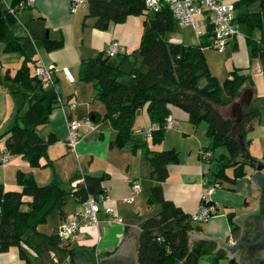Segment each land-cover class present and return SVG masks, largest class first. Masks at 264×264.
Masks as SVG:
<instances>
[{
	"label": "trees",
	"instance_id": "16d2710c",
	"mask_svg": "<svg viewBox=\"0 0 264 264\" xmlns=\"http://www.w3.org/2000/svg\"><path fill=\"white\" fill-rule=\"evenodd\" d=\"M22 1L25 0H13L7 7L4 3L0 5V44L4 52L23 56L15 73L4 76L5 84L18 86L21 106L14 124L0 134V142L4 153L26 159L32 168H43L49 162L41 165L40 161L47 157L49 146L56 140L51 134L43 139L38 128L47 125L52 111L60 107V95L55 91L51 95L45 93V85L34 76L38 61L25 52L24 40L30 36L27 32L26 36H20L15 31L18 14L25 10L17 8ZM233 6L236 24L245 30L250 58L264 66V0H236ZM85 7L86 19H93V27L99 31L107 30L111 24H123L131 16H145L138 46L128 54L116 55L122 56L118 64L109 62L106 50L79 64L80 81L92 84L93 99L106 108L102 118L92 115L90 119L94 123L107 121L114 129L116 137L111 146L127 147L132 154L140 153L148 167L146 178L154 183L147 204L159 205L160 210L139 224L138 264H200L205 258L210 264H217L225 254L214 252L212 243L189 244V234L203 223L194 222L191 214L183 212L163 195L161 185L168 177L167 166L180 162L179 152L174 149L157 151L151 147L162 142L167 131L166 118L172 115V108L186 113L188 123L193 127L205 121L210 146L202 149L200 158L210 159L216 148L224 147L227 154H220L218 158L222 168L212 172L213 186L220 187L221 182L234 186L238 179L248 175L249 168L232 164L239 148L229 139L233 124L231 110L239 102L241 88L252 84L251 76L245 73L246 69L233 68L222 84L219 83L204 55L205 49H212L213 33L208 23L198 43L186 45L166 39L177 25L168 7L150 12L144 0H87ZM10 9L14 12L11 13ZM254 32L258 35L254 36ZM41 44L47 51H55L62 48L63 41L43 38ZM236 47L234 44V50ZM124 67H127L126 71ZM125 75L128 76L126 82L122 79ZM223 94L227 101H223ZM139 110L145 112L151 126L159 127L152 133L150 142L135 138L134 124ZM260 120L259 111L251 107L243 109L239 129L247 147L251 143L247 135ZM226 169H231V175ZM106 178L75 174L69 180V188L65 189L56 181L39 186L32 175L19 171L16 183L20 191L7 190L0 184V254L16 248L23 264L45 260L48 251L72 256V251L67 250L56 232L46 236L37 228L55 211L64 222V206L69 196L81 205L90 198L99 201L100 196H105L103 181ZM201 203L214 207L213 216L216 215L218 208L212 200ZM232 215L228 214L229 221ZM236 233L237 228L231 225V234ZM70 261L75 264L72 257ZM230 264L236 263L230 260Z\"/></svg>",
	"mask_w": 264,
	"mask_h": 264
},
{
	"label": "crops",
	"instance_id": "0c3cea01",
	"mask_svg": "<svg viewBox=\"0 0 264 264\" xmlns=\"http://www.w3.org/2000/svg\"><path fill=\"white\" fill-rule=\"evenodd\" d=\"M12 1L0 0V5L1 3L10 5ZM217 1L224 4H233L236 0ZM18 19L19 22L15 26L16 33L20 36H26L27 32L30 36L25 42V44L29 43V46L24 44L25 52L28 55H33L38 61V65L42 64L52 71L53 84L45 85V93L51 95L55 91L60 95L65 106L74 105L73 110L67 109V115L71 118L80 121H84L92 115H98L102 118L106 108L102 103L93 99L94 88L92 84L80 81L79 64L84 59L97 57L100 52H104L113 43L118 44L124 53L128 54L134 50L140 42L143 30L141 17L131 16L123 24H111L107 30L99 31L93 27V19H86L85 6L72 11L68 0H34L31 8L18 14ZM202 25H205L206 28V23ZM43 38L62 40L63 46L55 51H47L41 44ZM194 40L196 41V39ZM241 41L237 34L225 51V53H228L226 58L232 59L234 68L249 69L254 62L250 58L245 41ZM197 43L198 40L195 43L193 42V44ZM234 44L237 45L235 50L233 48ZM114 57L118 59L113 63V65H116L121 61L122 56ZM205 58L213 74L215 64L219 63L217 62L218 57L209 59L205 55ZM228 59L220 65V69L222 67L224 72L228 70ZM22 62L23 56L20 53H6L3 45L0 44V81L5 84L4 76L7 73L13 75ZM257 62L256 68L259 65L258 67L264 70V66L259 61ZM64 70L70 72L73 82H69L65 78ZM216 70H219L218 65ZM249 90L252 93L249 107L261 114L260 109H256L254 106L255 91L252 85H244L239 92V96L241 97L245 91ZM4 92L6 94V90ZM17 102L15 100L11 102L10 100V112ZM171 110L172 116L176 120V126L186 129L185 126L189 124L186 113L176 108ZM63 116L61 107L55 108L50 115L49 123L45 125L48 129V136L51 134L56 140L54 144L49 146L47 157L40 161L41 165L48 162L49 165L43 168H32L26 159L19 156H10L12 159L10 158L4 167H0V184L7 190L19 188L20 191V187L16 183V174L19 171L32 175L39 186L56 181L65 189L69 188V180L75 174L94 177L107 176L103 181V186L108 200L98 203L100 209L98 225L81 227L72 240L64 243L67 250L72 251V256L66 257L59 251H48L54 264H70L71 257L75 264H95V261L97 262L96 257L99 261V259L109 257L117 251L122 238L130 227H136L139 230V224L149 216L152 217L150 215L151 211L147 210L146 207L153 209V206L147 204V194L154 183L145 180L147 179L148 167L140 153L132 154L127 147L111 146V142L115 140L116 132L107 121L95 122L96 129L92 132H89L86 128H80L78 131L80 139L75 150H70L66 145L59 143L65 142L67 139V129ZM138 120L141 121V124L137 127L135 124L138 123ZM7 122L8 125L12 123L10 118ZM135 124L134 129L151 126L143 110L136 113ZM4 128L6 127L4 126ZM38 133L40 134V132ZM41 137L46 139L43 136ZM135 138L150 142L152 137L144 139L137 136ZM247 139L251 140L247 147L250 155L258 159H264V123L261 126H256L247 135ZM198 144H196L197 147L189 149L183 156L179 155L180 162L178 164L167 166L168 177L161 185L164 197L187 214H192L198 209L201 196L206 187L213 186L215 183L211 172L212 166L208 165L213 155L207 160L200 158V152L207 147L203 145L204 143L200 139ZM153 147L155 146L151 148L153 149ZM195 149L197 150L194 152ZM3 153L4 151L0 148V154ZM226 173L231 175V169H226ZM252 174L253 172L248 169V175L238 179L234 186L229 185L227 182H221L220 187H215L211 200L218 208L217 213L193 232L209 237H217L226 246L235 244V241L241 236L242 229L233 223V218L250 214L258 209L260 191L250 181ZM135 183L139 186V192L134 203L128 204L126 200L132 196V185ZM139 201L140 203L137 204ZM81 208L82 205L76 203L75 206H70L69 210L64 209L66 219L71 218ZM107 208L112 209L114 216L121 218L122 222L109 223L107 221L108 216L105 213ZM231 213L233 215L229 221L227 216ZM57 215L58 221L54 233L62 223L58 212ZM231 225L237 228L235 235L231 234ZM197 242L212 243L215 248L214 252L221 251L225 254V257L220 259L217 264H230V260H234L238 264L235 256L228 258L225 249L222 247L217 249L216 241L194 240L189 244L192 245ZM3 257L5 260H1L0 264H7L6 256ZM37 264H46V261L40 260ZM200 264H210V261L205 258L202 259Z\"/></svg>",
	"mask_w": 264,
	"mask_h": 264
},
{
	"label": "built area",
	"instance_id": "2783aa9c",
	"mask_svg": "<svg viewBox=\"0 0 264 264\" xmlns=\"http://www.w3.org/2000/svg\"><path fill=\"white\" fill-rule=\"evenodd\" d=\"M3 1V0H1ZM71 6V10L75 11L78 7H83L87 0H68ZM146 8L150 12H158L163 7H168L172 13L177 25L181 27L191 26L197 38L201 37L203 31L201 30V24L195 22L194 18L197 16L205 17V23H208L212 28L213 38L211 42V48L219 53H224L232 39L238 34V25L235 20V10L233 4H224L217 0H144ZM34 0H25L18 3V9H26L32 7ZM6 7L9 5L4 4ZM13 13L14 9H10ZM124 53L123 49L118 44H111L106 49V54L109 57ZM63 74L69 82H73V77L68 70H64ZM34 76L38 77L42 84H53L52 71L40 64L34 69ZM58 102L63 110L64 123L67 129V139L65 142H59L66 145L70 150H75L76 145L79 142L80 137L78 131L80 128H86L89 132L96 129V124L90 119L84 121L76 120L67 115V109L73 110L74 105L65 106L61 97H58ZM176 126V120L172 115L166 118L165 129L172 130ZM159 129L158 126H149L146 128L134 130V135L142 137L144 139L152 136V133ZM10 159V155L7 153L0 154V167H4ZM216 186H207L206 191L201 196V201L208 203L211 200ZM217 188V187H216ZM139 192L138 184L132 185V196L126 200V203H134ZM108 198L100 196L99 201L95 199H88L82 204L81 210L76 212L71 218L66 219L61 223L56 233L60 241L67 243L72 240L81 227L97 226L99 223V202L107 201ZM108 216V222L121 223V218L114 216L113 210L107 208L105 210ZM215 213V208L207 206L203 203L200 204L198 209L191 214L192 220L197 223L207 222ZM97 263L98 258L96 257ZM72 264V263H70Z\"/></svg>",
	"mask_w": 264,
	"mask_h": 264
},
{
	"label": "rangeland",
	"instance_id": "374dc122",
	"mask_svg": "<svg viewBox=\"0 0 264 264\" xmlns=\"http://www.w3.org/2000/svg\"><path fill=\"white\" fill-rule=\"evenodd\" d=\"M255 8H256V6L253 9H255ZM140 17L144 21L145 16H140ZM204 20H205V17H203V16H197L194 18V21L199 22L201 24L200 26H201L202 31L205 30V25H202L205 23ZM257 35H258V33L254 32V36H257ZM244 36H245V30L243 29V27H239L238 37H239V40H242L241 42L245 41ZM166 39L169 40L170 42H173V41L174 42H181V43L186 44V45L187 44L193 45V42L195 43L198 40V38L196 37L194 30L191 26L181 27L179 25H176L173 32L168 33L166 35ZM194 39H196V41ZM26 41H27V39L24 40V44ZM26 45L29 46V43L25 44V46ZM227 54H228L227 52L226 53L225 52L219 53V52L215 51L214 49H210V48L205 49V55H206V57H209V59H211V58L216 59L218 57L217 62H219V63L215 64V68H213L214 69L213 75L217 78V80L219 81L220 84H222V82L224 81L225 77L227 76L228 71H230L234 68L232 66V59L226 58ZM227 59H228V62H227L228 70H227V72H224L222 70V67L220 69V65H222V63H224ZM117 60L118 59L116 57H109V62L111 64H113ZM252 60L254 63L252 65H250L249 69H246L245 73L249 74L252 78V84L251 85L255 91L254 106L256 107V109H260V111H261V120L256 125L258 127V126H261L262 123H264V72H262V70L258 67L259 65L256 68V64H258L257 60H254V59H252ZM217 65L219 66V70H216ZM124 69L126 71L127 67H124ZM122 79L124 80V82H126V81H128V76L125 75L122 77ZM3 90L4 91L6 90V94ZM222 97H223L222 98L223 101H227V97L224 94ZM10 100H11V102L14 100H15V102L18 101L17 104L14 106V109L11 112H10V105H11ZM20 106H21V94H20V90H19L18 86L16 84H13V83L3 84V82L0 81V134L7 131L14 124L16 113H17L18 109L20 108ZM9 118L11 119L12 123L8 125L7 121ZM140 124H141V121L138 120V123H136L135 126L137 125V127H138V125H140ZM4 126L6 128H4ZM185 127H186V129H182V128H179L178 126H175L174 129L168 130L165 134V138L162 141V143L158 146L153 147V149L159 150V151H164V150H170V149L174 148L179 152L180 156H183L185 153H187L189 151V149H194L196 144H198L199 139L204 143L203 145H205V147L210 146V140L206 136L207 125H206L205 121L201 122L197 127H193L189 124L186 125ZM139 129H141V128H139ZM47 130H48L47 126H40L38 128V132H40L39 135H41L47 139L48 138ZM134 130H136V129H134ZM0 148H1V150L5 151L4 146L2 145L1 142H0ZM196 150L197 149H195L194 152ZM223 153L227 154V151L224 147H218L214 150L213 158L211 159V161L208 164L209 166H212L211 172H215L217 169L222 168V163H220L218 161V158H219L220 154H223ZM249 153H250V151H249ZM10 158L12 159V157H10ZM145 180L147 181L149 179H145ZM13 191H19V188H17L16 190H13ZM205 191H206V189H205ZM147 195H149V193ZM141 198H142V195H141ZM138 203H140V201L137 202V204ZM75 205H76V203H75L74 199L71 196H69L67 198L64 209L69 210L70 206H75ZM146 208H147V210L151 211V214H150L151 216L156 215L158 213V211L160 210L159 205H153V209H151V207H146ZM57 216H58L57 211H55L54 213L49 215L47 217L46 222L39 225L37 230L46 236H52L54 234V231H55L56 222L58 221ZM3 256H6V263L7 264H23L22 261L19 259L18 251L16 248L10 249L7 253L0 254V261L4 259ZM44 258H45L46 264H54L53 258L49 253L46 254Z\"/></svg>",
	"mask_w": 264,
	"mask_h": 264
},
{
	"label": "water",
	"instance_id": "95a60500",
	"mask_svg": "<svg viewBox=\"0 0 264 264\" xmlns=\"http://www.w3.org/2000/svg\"><path fill=\"white\" fill-rule=\"evenodd\" d=\"M251 97V91H245L239 102L232 108L233 124L229 132V139L239 148L238 156L232 164L245 165L253 172L250 181L260 191L258 209L250 214L233 218V223L242 229L240 238L233 245L226 246L217 237H209L194 232L189 234V243L194 240L216 241L217 249L220 247L225 249L228 258L235 256L238 264H264V159H258L250 155L239 129L243 109L249 107ZM138 234L139 230L136 227H130L122 238L117 251L109 257L99 259L98 263L138 264Z\"/></svg>",
	"mask_w": 264,
	"mask_h": 264
}]
</instances>
